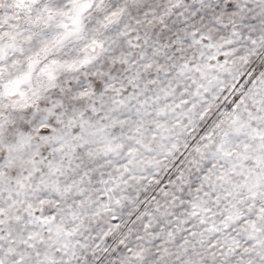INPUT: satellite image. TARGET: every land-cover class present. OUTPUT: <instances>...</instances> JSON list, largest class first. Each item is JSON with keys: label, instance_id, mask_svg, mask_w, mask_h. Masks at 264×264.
<instances>
[{"label": "snow or ice", "instance_id": "6c2138e0", "mask_svg": "<svg viewBox=\"0 0 264 264\" xmlns=\"http://www.w3.org/2000/svg\"><path fill=\"white\" fill-rule=\"evenodd\" d=\"M0 264H264V0H0Z\"/></svg>", "mask_w": 264, "mask_h": 264}]
</instances>
